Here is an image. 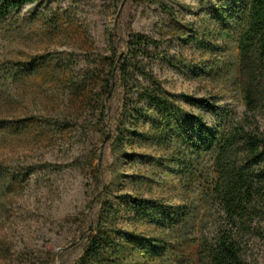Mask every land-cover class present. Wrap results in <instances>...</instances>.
<instances>
[{"label": "rangeland", "instance_id": "1", "mask_svg": "<svg viewBox=\"0 0 264 264\" xmlns=\"http://www.w3.org/2000/svg\"><path fill=\"white\" fill-rule=\"evenodd\" d=\"M160 1L167 8L139 0H44L0 19V164L16 173L35 167L23 178L0 177V264H76L102 193L119 204L117 228L136 236L120 239L122 264H188L195 255L194 246L180 249L179 258L166 252L172 239L138 219L129 197L163 208L194 205L196 226L184 235L212 228L216 211L201 208L195 186L183 178L177 143L194 137V116L212 125L245 112L232 18L245 0ZM129 30L161 42L170 63L157 62L155 72L175 108L141 101L143 112L130 115L117 77L105 108L89 90L78 91V80L111 54L108 31L120 55ZM14 65L20 70L7 72ZM193 98L214 101L216 110ZM259 123L264 132V113ZM42 163L58 168L41 170ZM209 168L205 160L201 170ZM248 256L264 264V241L252 240Z\"/></svg>", "mask_w": 264, "mask_h": 264}, {"label": "trees", "instance_id": "2", "mask_svg": "<svg viewBox=\"0 0 264 264\" xmlns=\"http://www.w3.org/2000/svg\"><path fill=\"white\" fill-rule=\"evenodd\" d=\"M42 1L0 0V19ZM139 1L167 8L160 0ZM232 18L237 30L245 112L240 119L216 120L212 125L202 117L194 116V137L187 141L188 144L181 139L177 143L180 148L178 167L183 178L188 180V185L195 186L194 194L201 208L216 211L212 228L205 227L195 235H184L194 223H191L196 213L194 205L184 203L163 208L145 199L129 197L128 201L138 219H150L163 233L162 239H172L166 252L179 258L180 249L195 247V255L188 264H256L249 259L248 249L252 240L264 241V132L259 123V116L264 113V0H245ZM107 36L111 54L103 57L97 69L88 71L78 80V91L89 90L105 108V100L112 96L117 77L125 102L130 103V115L143 112L141 101L165 110L175 108L172 101L175 96L165 91L155 72L157 62L170 63V59L162 55L161 42L129 30L125 50L117 55L114 33L108 31ZM43 60V57L33 58L31 65ZM58 60L65 70L71 67L68 59L60 56ZM11 70H20V67L14 65L7 72ZM17 75L10 76L16 79ZM179 97L187 98L185 94ZM192 102L212 112L216 110L214 101L193 98ZM124 140L122 132L120 142ZM205 160L209 161L210 168L201 170ZM38 168L53 171L58 167L42 163ZM34 169L27 166L24 172L16 173L0 164V177L9 174L19 179ZM96 180L99 182L98 177ZM100 196V213L89 227L87 243L76 264H122L120 239H136V236L117 228L119 204L105 198L103 193ZM195 226L196 223L193 228ZM159 249L157 244L152 247L154 251Z\"/></svg>", "mask_w": 264, "mask_h": 264}]
</instances>
